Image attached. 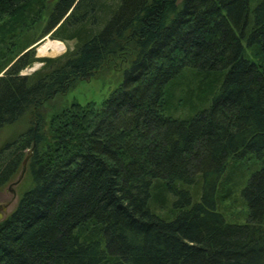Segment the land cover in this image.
<instances>
[{
	"label": "trees",
	"instance_id": "16d2710c",
	"mask_svg": "<svg viewBox=\"0 0 264 264\" xmlns=\"http://www.w3.org/2000/svg\"><path fill=\"white\" fill-rule=\"evenodd\" d=\"M49 5L41 38L74 45L36 58ZM122 54L100 108L45 128L44 104ZM26 115L0 149V188L32 150L0 264H264V0H0V129ZM250 158L226 202L223 176ZM237 201L242 224L222 213Z\"/></svg>",
	"mask_w": 264,
	"mask_h": 264
},
{
	"label": "rangeland",
	"instance_id": "374dc122",
	"mask_svg": "<svg viewBox=\"0 0 264 264\" xmlns=\"http://www.w3.org/2000/svg\"><path fill=\"white\" fill-rule=\"evenodd\" d=\"M41 14V16L31 24L32 40L39 39L35 43L34 51L36 58H56L64 55L69 49H72L74 42H60L64 45L62 53L57 54L54 52H48L46 55L39 54V48L42 47L48 41H56L50 39L49 35L41 38L42 31L46 22L47 14L50 9ZM30 28V27H29ZM41 38V39H40ZM128 54H122L118 57L110 58L105 65L94 73L91 78L80 81L73 89L66 94L60 95L44 104L42 107V113L47 118L45 122V128L51 129L52 119L61 115L64 111L69 110L73 105L77 104L81 107L89 106L95 110L100 108L101 103L110 95L120 84L122 78V72L128 66ZM41 63H36L32 67L24 70L22 74H31L35 66H39ZM42 65V64H41ZM39 66L37 69H39ZM36 69V70H37ZM30 127V115H26L12 125H7L0 129V149L7 143L15 140L19 135L23 134ZM256 161L254 159H243L241 161H235L234 164L229 166L227 173L223 176L221 195H226L230 192L231 196L224 202L233 201V192L240 191L243 188V178H247L250 173L255 169ZM21 170L12 178V180L5 186L0 188V202L11 201L12 203L7 209V215H9L16 207L22 194L30 186V179L28 177L27 170L18 182ZM12 184H15L11 186ZM11 186V187H10ZM230 200V201H229ZM224 203V205L226 204ZM222 211L225 219L229 223L242 224L246 221L247 208L240 201L237 204L233 202L224 207ZM6 215V216H7ZM5 216V217H6Z\"/></svg>",
	"mask_w": 264,
	"mask_h": 264
},
{
	"label": "bare ground",
	"instance_id": "6f19581e",
	"mask_svg": "<svg viewBox=\"0 0 264 264\" xmlns=\"http://www.w3.org/2000/svg\"><path fill=\"white\" fill-rule=\"evenodd\" d=\"M64 49H65L64 45L61 44L60 42L48 41L42 47H40L38 51H39V54L43 56V55H46L48 52H54V53L60 54L63 52Z\"/></svg>",
	"mask_w": 264,
	"mask_h": 264
},
{
	"label": "water",
	"instance_id": "95a60500",
	"mask_svg": "<svg viewBox=\"0 0 264 264\" xmlns=\"http://www.w3.org/2000/svg\"><path fill=\"white\" fill-rule=\"evenodd\" d=\"M39 66H41V64ZM39 66H35V68H34V70H32V72L36 71V69ZM22 75H26V74H22ZM31 153H32V150H29L28 153H27V157L24 159V161L22 163L21 172H20V176H19L18 182L21 180L22 176L24 175V173L26 171L27 161H28L29 157L31 156ZM13 185H15V184H12L11 186H13ZM3 210L5 211L4 208H3ZM1 220H2V215L0 214V221Z\"/></svg>",
	"mask_w": 264,
	"mask_h": 264
},
{
	"label": "flooded vegetation",
	"instance_id": "af4514ba",
	"mask_svg": "<svg viewBox=\"0 0 264 264\" xmlns=\"http://www.w3.org/2000/svg\"><path fill=\"white\" fill-rule=\"evenodd\" d=\"M12 202L11 201H1L0 202V214L2 215V219L5 218V216L7 215V209L10 206ZM3 208L5 209V211L3 210Z\"/></svg>",
	"mask_w": 264,
	"mask_h": 264
}]
</instances>
